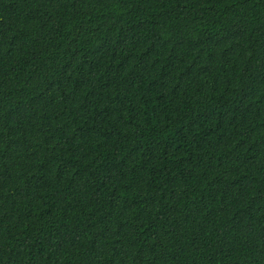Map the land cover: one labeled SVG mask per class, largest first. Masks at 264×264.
Masks as SVG:
<instances>
[{
	"label": "trees",
	"instance_id": "obj_1",
	"mask_svg": "<svg viewBox=\"0 0 264 264\" xmlns=\"http://www.w3.org/2000/svg\"><path fill=\"white\" fill-rule=\"evenodd\" d=\"M0 264H264V0H0Z\"/></svg>",
	"mask_w": 264,
	"mask_h": 264
}]
</instances>
